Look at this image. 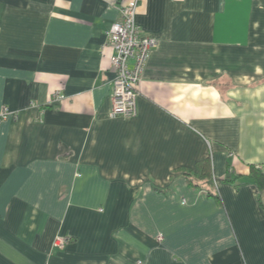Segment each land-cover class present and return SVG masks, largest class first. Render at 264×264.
Segmentation results:
<instances>
[{"label":"crops","instance_id":"crops-1","mask_svg":"<svg viewBox=\"0 0 264 264\" xmlns=\"http://www.w3.org/2000/svg\"><path fill=\"white\" fill-rule=\"evenodd\" d=\"M131 1L0 0V264H264V0H140L158 46L112 118Z\"/></svg>","mask_w":264,"mask_h":264},{"label":"built area","instance_id":"built-area-1","mask_svg":"<svg viewBox=\"0 0 264 264\" xmlns=\"http://www.w3.org/2000/svg\"><path fill=\"white\" fill-rule=\"evenodd\" d=\"M140 0H133L121 8V20L107 31L108 44L113 50L110 58L116 76L112 81L113 107L112 118H134L138 114L139 85L143 79L146 65L158 42L155 38L143 35L136 21V11ZM133 60V66L129 60ZM64 95L57 92L54 102H60ZM12 114L4 109L0 114V123ZM161 240V238H159ZM67 240L56 237L53 246L64 249Z\"/></svg>","mask_w":264,"mask_h":264},{"label":"trees","instance_id":"trees-1","mask_svg":"<svg viewBox=\"0 0 264 264\" xmlns=\"http://www.w3.org/2000/svg\"><path fill=\"white\" fill-rule=\"evenodd\" d=\"M199 173L201 174L202 181H206L207 183H210L211 186L218 187L217 185L218 181L214 177L211 171V163L209 160L203 161L199 164ZM252 176L255 178V181L258 182L260 186H264V175L261 172H259L258 170L252 169ZM189 182L193 185H197V186L199 185V181L196 179H189ZM214 195L219 197L218 194H214Z\"/></svg>","mask_w":264,"mask_h":264}]
</instances>
